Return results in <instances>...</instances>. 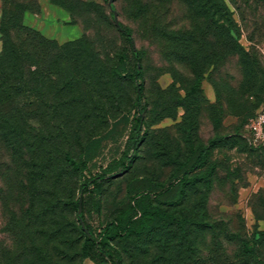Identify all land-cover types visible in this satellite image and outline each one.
I'll return each mask as SVG.
<instances>
[{
	"label": "rangeland",
	"instance_id": "1",
	"mask_svg": "<svg viewBox=\"0 0 264 264\" xmlns=\"http://www.w3.org/2000/svg\"><path fill=\"white\" fill-rule=\"evenodd\" d=\"M108 1L17 0L30 7L15 10L21 25L48 41L50 58L30 66L29 91L19 87L15 128L0 126V264H95L77 256L80 195L95 234L109 222L136 221L142 209L155 216L148 231L113 242L124 264H264V140L254 143L246 124L264 111L263 11L241 1L238 12L224 0L231 41L194 0ZM112 10L143 52L142 113L138 82L127 76L137 62ZM2 40L0 33V53ZM205 53L213 56L203 62ZM139 115L143 141L127 168ZM92 139L100 145L86 169H70L64 156L79 160ZM97 174L111 179L80 194ZM240 238L254 248L246 263Z\"/></svg>",
	"mask_w": 264,
	"mask_h": 264
},
{
	"label": "trees",
	"instance_id": "2",
	"mask_svg": "<svg viewBox=\"0 0 264 264\" xmlns=\"http://www.w3.org/2000/svg\"><path fill=\"white\" fill-rule=\"evenodd\" d=\"M241 1L244 4H254L255 10L260 9L263 11V24L264 0H229L234 9L238 12L241 10L240 5H238ZM194 2L214 20V27L225 30L227 29V33H225L227 37L225 38L232 41L229 28L234 22L232 19V11H230L225 1L194 0ZM16 9L24 12L30 10V7L27 4H19L17 0H2V13L0 16V33L3 35L2 51L0 53V126H3L4 124L10 128H15L13 118H15V113L17 112L15 109V103L19 87L21 90L25 91L31 89V86L29 87V76L33 75V72H30V66L36 64L39 60L50 58V54L44 50L48 41L36 30L22 26L20 23L21 15L20 13L18 14V12H15ZM118 28L127 43L131 46L132 58L137 62L133 67L132 72L128 73L127 76L131 80L138 82L135 89V106L138 108L139 112L142 113L146 109L145 104H140L141 100L144 98L142 69L139 63L143 52L133 48L131 32L128 28L123 27L121 24H119ZM72 44V42L67 43L60 46L58 49L68 50ZM58 56L59 58L61 57L60 55ZM212 56L211 53H205L199 58L204 62ZM54 58L56 57L54 56ZM137 64H139V67H137ZM122 70L123 67L120 69L116 67L114 73L120 75ZM202 79L203 75L199 70L195 73L194 81L190 90H197ZM142 124L143 118L142 115H139L132 127L129 139L128 150L131 151V154L126 156L127 168L132 165L138 148L143 141V134L141 133ZM219 140L220 138L211 139L206 146H203L198 150L191 164V170L203 165L210 148ZM99 145V139L88 141L81 149L79 160L76 161L68 155L64 156L66 165L72 170H85L88 162L94 158ZM188 172L189 171L184 172V177L188 176ZM110 179L111 176H107L106 174L92 175L86 178L80 185L79 192L80 194H84L86 191L97 190L102 184ZM79 197H81L82 200V195ZM79 197L74 203V210L78 221L77 226L82 236V241L77 251V256L80 260L89 258L95 264H124L121 261L118 251L114 248L113 242L124 234L131 235L134 231H137V233L141 235L146 230L148 231L149 228L154 227V223L156 222L155 216H151L150 212L142 209L139 218L136 221H129L128 225H125L123 220L109 222L103 226L97 234H95L89 226L84 223L86 229L85 232L79 223V219L83 221L82 212L79 214L77 213ZM152 215H154V213ZM122 223L124 226H122ZM197 224L203 225L204 223L198 222ZM239 245L240 255L238 259L241 263H246L249 259L253 258L254 248L250 246L249 241L244 238H240Z\"/></svg>",
	"mask_w": 264,
	"mask_h": 264
},
{
	"label": "built area",
	"instance_id": "3",
	"mask_svg": "<svg viewBox=\"0 0 264 264\" xmlns=\"http://www.w3.org/2000/svg\"><path fill=\"white\" fill-rule=\"evenodd\" d=\"M246 124L253 135V142H262L264 140V111L258 112L249 117Z\"/></svg>",
	"mask_w": 264,
	"mask_h": 264
},
{
	"label": "water",
	"instance_id": "4",
	"mask_svg": "<svg viewBox=\"0 0 264 264\" xmlns=\"http://www.w3.org/2000/svg\"><path fill=\"white\" fill-rule=\"evenodd\" d=\"M108 5L111 6V0L108 1ZM112 15H113L114 24L118 27L119 23L117 21V14H116L115 10H112ZM137 67H139V64H137ZM81 203H82V200H81V197H79L78 206H77V213L78 214L81 212ZM79 223H80L81 228L86 232V229L84 227V222L79 219Z\"/></svg>",
	"mask_w": 264,
	"mask_h": 264
}]
</instances>
